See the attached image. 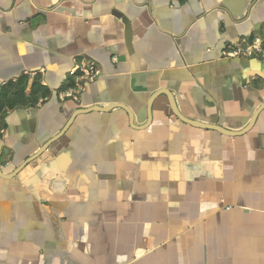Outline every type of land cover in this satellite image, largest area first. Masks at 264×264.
<instances>
[{
    "label": "crops",
    "instance_id": "1",
    "mask_svg": "<svg viewBox=\"0 0 264 264\" xmlns=\"http://www.w3.org/2000/svg\"><path fill=\"white\" fill-rule=\"evenodd\" d=\"M263 31L264 0H0V264H264V57L223 55Z\"/></svg>",
    "mask_w": 264,
    "mask_h": 264
},
{
    "label": "built area",
    "instance_id": "2",
    "mask_svg": "<svg viewBox=\"0 0 264 264\" xmlns=\"http://www.w3.org/2000/svg\"><path fill=\"white\" fill-rule=\"evenodd\" d=\"M223 55L226 57L236 58H263L264 57V31L260 35H255L252 38H241L235 44L224 50ZM71 74H78L79 79L76 87L67 89L59 94L60 97L72 98L77 100V95L84 90V84L94 81L100 74V69L93 63L77 62L74 60V66L70 70Z\"/></svg>",
    "mask_w": 264,
    "mask_h": 264
},
{
    "label": "water",
    "instance_id": "3",
    "mask_svg": "<svg viewBox=\"0 0 264 264\" xmlns=\"http://www.w3.org/2000/svg\"><path fill=\"white\" fill-rule=\"evenodd\" d=\"M167 96H168V98H169V95H168V93H166V92H164ZM170 103H171V101H170ZM171 106H172V109H173V111H174V114L177 116V117H179V118H181V115L176 111V110H174V107H173V105H172V103H171ZM114 107H121V106H118V105H113V106H110V107H107V108H99V109H97V110H106V109H111V108H114ZM185 122H187L188 124H196V123H198V122H196V121H193V120H189V119H184V118H182ZM200 126V125H199ZM202 126V125H201ZM204 127H206V128H213V129H215V130H218L219 132H222V130L223 131H225V132H230L231 134L232 133H237V132H233V131H229V130H226V129H224V128H222V127H220V126H216V125H208V124H205L204 125ZM46 147H44V149H45ZM43 149V150H44ZM40 151H42V150H40Z\"/></svg>",
    "mask_w": 264,
    "mask_h": 264
},
{
    "label": "trees",
    "instance_id": "4",
    "mask_svg": "<svg viewBox=\"0 0 264 264\" xmlns=\"http://www.w3.org/2000/svg\"><path fill=\"white\" fill-rule=\"evenodd\" d=\"M16 88H17V87H16ZM36 90H37V89H36V83H34L32 94H34V93L36 92ZM19 92H20V91H19L18 89H15V90L13 91L15 97L18 98V99H19L20 95L22 94V93L19 94ZM36 99H37V97L35 98V100H36ZM35 100H34V101H35Z\"/></svg>",
    "mask_w": 264,
    "mask_h": 264
}]
</instances>
